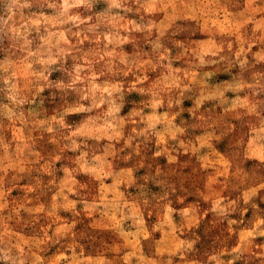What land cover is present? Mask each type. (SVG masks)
I'll list each match as a JSON object with an SVG mask.
<instances>
[{
    "label": "rangeland",
    "instance_id": "rangeland-1",
    "mask_svg": "<svg viewBox=\"0 0 264 264\" xmlns=\"http://www.w3.org/2000/svg\"><path fill=\"white\" fill-rule=\"evenodd\" d=\"M0 264H264V0H0Z\"/></svg>",
    "mask_w": 264,
    "mask_h": 264
}]
</instances>
